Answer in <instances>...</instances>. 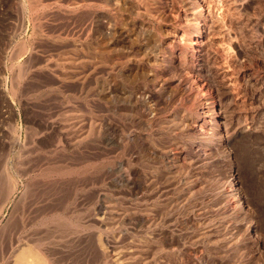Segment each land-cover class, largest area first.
<instances>
[{
	"label": "rangeland",
	"instance_id": "obj_1",
	"mask_svg": "<svg viewBox=\"0 0 264 264\" xmlns=\"http://www.w3.org/2000/svg\"><path fill=\"white\" fill-rule=\"evenodd\" d=\"M22 258L264 264V0H0V264Z\"/></svg>",
	"mask_w": 264,
	"mask_h": 264
},
{
	"label": "bare ground",
	"instance_id": "obj_2",
	"mask_svg": "<svg viewBox=\"0 0 264 264\" xmlns=\"http://www.w3.org/2000/svg\"><path fill=\"white\" fill-rule=\"evenodd\" d=\"M235 2V1H234ZM172 119V118H171ZM206 120V119H205ZM185 125H186V128H188V129H191L192 130V128L194 127V125H192V122H188V123H185ZM210 127V126H209ZM180 128V127H179ZM194 130V129H193ZM189 146V145H188ZM190 147V146H189ZM154 149V148H153ZM153 149H149V151L148 152H150V153H153L154 154V150ZM205 151V150H204ZM154 155H156V154H154ZM49 169V168H48ZM233 169V168H232ZM46 170V169H45ZM54 172V171H53ZM56 173V172H55ZM58 173V172H57ZM59 174V173H58ZM135 174V173H134ZM138 175V174H137ZM129 178V177H128ZM142 178V177H141ZM122 180V179H121ZM15 181V180H14ZM13 184V183H12ZM143 184V183H142ZM232 188H233V191L232 192H234V201H235V203L238 205H240V204H242V201H241V198H240V192H239V190L237 189V186H236V184H235V182H234V180H233V178H232ZM229 190V189H228ZM195 191V190H194ZM147 192V191H146ZM231 192V193H232ZM243 193V192H242ZM233 198V197H232ZM245 198V197H244ZM141 199V198H140ZM233 200V199H232ZM244 201V200H243ZM148 206V205H147ZM115 208V207H114ZM113 209V208H112ZM142 212V211H141ZM142 214H144V213H142ZM149 214L150 213H148V216H149ZM147 216V215H146ZM147 216V217H148ZM145 217V216H144ZM149 218V217H148ZM147 218V219H148ZM59 219V218H58ZM116 219V218H115ZM142 219V218H141ZM145 219H146V217H145ZM152 219V218H151ZM164 219V218H163ZM54 224V223H53ZM47 226V225H46ZM75 226V225H74ZM62 227V226H61ZM60 227V228H61ZM74 230V229H73ZM56 231V230H55ZM112 232V231H111ZM258 233V232H257ZM45 238V237H44ZM53 240V239H52ZM152 242V241H151ZM155 243V242H154ZM41 246V245H40ZM57 246V245H56ZM128 254V253H127ZM104 261V260H103ZM19 264H38V260H36V261H34V262H29V260H27L26 258H22V259H20L19 260ZM110 262V261H109ZM131 264H132V262H131Z\"/></svg>",
	"mask_w": 264,
	"mask_h": 264
}]
</instances>
